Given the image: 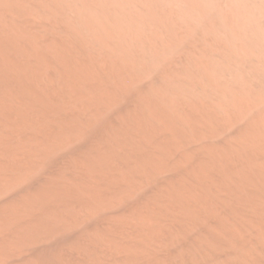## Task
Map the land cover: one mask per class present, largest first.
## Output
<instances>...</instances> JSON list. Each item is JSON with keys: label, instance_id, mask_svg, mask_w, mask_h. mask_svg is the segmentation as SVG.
Listing matches in <instances>:
<instances>
[{"label": "rangeland", "instance_id": "374dc122", "mask_svg": "<svg viewBox=\"0 0 264 264\" xmlns=\"http://www.w3.org/2000/svg\"><path fill=\"white\" fill-rule=\"evenodd\" d=\"M211 1L0 0V264H264V56Z\"/></svg>", "mask_w": 264, "mask_h": 264}, {"label": "bare ground", "instance_id": "6f19581e", "mask_svg": "<svg viewBox=\"0 0 264 264\" xmlns=\"http://www.w3.org/2000/svg\"><path fill=\"white\" fill-rule=\"evenodd\" d=\"M100 1H104V2H107L108 1V3L109 2H111V1H113V0H100ZM147 1V0H146ZM174 1H182V2H184L185 4H186V10H184L183 11V14L185 15V17L187 16L188 17V19H192V17L193 16H196V14H199L202 10H205V11H207V9L209 10V9H211V3H212V1L211 0H148V2H149V4H150V9H148V11H150L151 13H153V14H155L156 16H158V15H160L164 10H166V8L167 7H170L171 5H172V3L174 2ZM259 1H261V4H264V0H259ZM98 2V1H97ZM103 2V3H104ZM125 2H127V1H125ZM124 2V3H125ZM180 3V2H179ZM217 3V2H216ZM229 3H230V6L232 7V9L234 10L233 12H234V14H233V18H231V19H229L228 18V16L226 15V14H224L223 13V10L221 11V10H219L218 12L216 11L215 12V18H216V22H218V24H220V27H222L223 26V28H225L226 30H227V38L230 40V41H232L233 40V42H235V39L237 38V37H239L240 39H241V41L243 42V44L244 45H249V46H253V47H256V48H258V49H260V50H258L259 52H261V55H263L264 56V21L263 22H261L262 20V17H264V15H260L261 16V21L259 20V17H258V13L260 12L261 13V6L259 7V6H257V7H254V6H250L249 5V1L248 0H229ZM127 4V3H126ZM228 4V3H227ZM258 4V3H257ZM256 4V5H257ZM119 5V4H118ZM255 5V6H256ZM259 5V4H258ZM113 6V5H112ZM142 6V5H141ZM173 6V5H172ZM98 7V6H97ZM124 7V6H123ZM178 8H180V7H178ZM218 8V7H217ZM145 9V8H144ZM168 9V8H167ZM173 9V8H172ZM176 9V8H175ZM227 9V8H226ZM231 9V10H232ZM121 10V9H120ZM119 10V11H120ZM127 10V9H126ZM143 10V9H142ZM147 10V9H146ZM182 10V9H181ZM148 11H146V13L148 12ZM172 11V10H171ZM227 11H229V10H227ZM93 12V11H92ZM121 12V11H120ZM168 12V11H167ZM177 12V11H176ZM180 12V11H179ZM232 12V13H233ZM94 13V12H93ZM128 13V12H127ZM169 13H171V12H169ZM181 13V12H180ZM230 13H231V11H230ZM124 14H125V12H124ZM124 14H121L120 15V13H119V21L120 22H122V20H124V18H125V16H126V14H125V16H124ZM134 14V13H133ZM136 14V13H135ZM228 14H229V12H228ZM262 14V13H261ZM264 14V13H263ZM88 15V14H87ZM86 15V16H87ZM112 15V14H111ZM129 15H130V13H129ZM149 15H152V14H149ZM165 15L167 16V14H166V12H165ZM132 16V15H131ZM136 16V15H135ZM148 16V15H147ZM165 16V17H166ZM170 15L168 14V17H169ZM190 16H191V18H190ZM210 16V15H209ZM144 17V16H143ZM150 17V16H149ZM162 17H164V15L162 16L161 15V19H162ZM207 17V16H206ZM211 17V16H210ZM213 17V16H212ZM114 18V17H113ZM145 18V17H144ZM148 18V17H147ZM152 18V17H151ZM181 18V17H180ZM214 18V19H215ZM127 19V18H126ZM155 19H157V17L155 18ZM168 20H169V18H167ZM166 19V20H167ZM181 19H183V18H181ZM187 19V18H186ZM186 19H185V21H186ZM195 19V18H194ZM197 19V18H196ZM196 19H195V21H196ZM100 19L98 18V16H96L95 15V13L94 14H89L88 16H87V18L85 19V21H86V23H88V24H90V25H92V24H96V23H98V21H99ZM131 20V19H130ZM167 20V21H168ZM199 20V19H198ZM211 20V19H210ZM128 21V20H127ZM127 21H125V22H127ZM140 21V20H139ZM142 21V20H141ZM160 21V20H159ZM158 21V22H159ZM165 21V20H164ZM116 22H117V20H116ZM128 22H130V21H128ZM163 22V21H162ZM166 22V21H165ZM190 22H192V20L190 21ZM194 22V21H193ZM192 22V23H193ZM204 22V21H203ZM215 22V21H214ZM133 23H134V21L132 22V25H133ZM167 23V22H166ZM195 23H197V22H195ZM212 23V22H211ZM135 25H136V23H134ZM170 24V23H169ZM168 24V25H169ZM198 24V23H197ZM205 24V23H204ZM213 25H215V23H212ZM163 25V24H162ZM207 25H208V23H207ZM86 26V25H85ZM174 26V25H173ZM130 27H132V26H130ZM117 28V27H116ZM127 28V27H126ZM166 28H168V27H166ZM215 28V27H214ZM169 29H171L170 28V26H169ZM202 29H203V27H202ZM91 30V29H90ZM89 30V31H90ZM117 30V29H116ZM137 30V29H136ZM172 30V29H171ZM204 30H205V28H204ZM208 30L210 31V32H214L215 30H211V29H207V31L206 32H208ZM224 30V29H223ZM92 31V30H91ZM102 31V30H101ZM218 31H219V29H218ZM96 32V31H95ZM172 32V31H171ZM170 32V33H171ZM92 34V33H91ZM95 34V33H94ZM93 34V35H94ZM100 34V33H99ZM142 34V33H141ZM213 34H215V32L213 33ZM92 35V36H93ZM114 35V34H113ZM112 35V36H113ZM219 35V34H218ZM99 36V35H98ZM210 37V36H209ZM218 37V36H217ZM104 38V37H103ZM219 38V37H218ZM97 39V38H96ZM124 39V38H123ZM220 40H221V38H220ZM223 40V39H222ZM228 41V40H227ZM237 41H238V39H237ZM122 43V42H121ZM225 43V42H224ZM233 44V43H232ZM231 45V43L229 42V44H228V46H230ZM166 46L167 45H165V49H166ZM234 46V45H233ZM232 45H231V51H233V52H236V48L235 47H237V42H236V46L235 47H233ZM239 46V45H238ZM243 46V45H242ZM168 47V46H167ZM228 48H230V47H228ZM228 48H227V50H228ZM238 48L239 47H237V50H238ZM164 49V48H163ZM169 49V48H168ZM162 50V49H161ZM245 50V49H244ZM229 51V50H228ZM227 51V52H228ZM241 51V50H240ZM123 52V51H122ZM238 52V51H237ZM124 53V52H123ZM159 53V52H158ZM232 53V52H231ZM152 55H153V53H151ZM154 54H156L155 52H154ZM129 55V54H128ZM228 55V54H227ZM127 56V55H126ZM131 57V56H130ZM224 57V56H223ZM237 57V56H236ZM233 58V57H232ZM231 58V59H232ZM226 59V58H225ZM237 59H238V57H237ZM127 60V59H126ZM227 60V59H226ZM229 60V59H228ZM239 60V59H238ZM233 61V60H232ZM215 63V62H214ZM233 63H234V61H233ZM237 63V62H236ZM242 64V63H241ZM255 64V63H254ZM208 65V64H207ZM213 65V64H212ZM237 65V64H236ZM257 65V64H256ZM224 66V65H223ZM255 66V65H254ZM210 67V66H209ZM215 67H216V65H215ZM257 67V66H256ZM201 68V67H200ZM213 68V67H212ZM218 68V67H217ZM217 68H215V70L217 69ZM253 68V67H252ZM259 68V67H258ZM208 69V68H207ZM214 69V68H213ZM212 69V70H213ZM257 69V68H256ZM211 70V71H212ZM214 70V71H215ZM236 70V69H235ZM244 70V69H243ZM258 70V69H257ZM207 71V70H206ZM206 71H205V73H206ZM213 72V71H212ZM216 72V71H215ZM214 72V73H215ZM221 72V71H220ZM219 72V73H220ZM237 72V71H236ZM258 72V71H257ZM217 73V72H216ZM222 73V72H221ZM220 73V74H221ZM254 73V72H253ZM207 75H208V73H206ZM214 75V74H213ZM217 75V74H216ZM209 76V75H208ZM215 76V75H214ZM210 77V76H209ZM213 77V76H212ZM220 77V76H219ZM237 78H238V74H237V76H236ZM241 79V78H240ZM242 80V79H241ZM212 81V80H211ZM216 81V80H215ZM223 84V83H222ZM224 84H225V82H224ZM169 86V85H168ZM175 86V85H174ZM227 87H228V85H227ZM162 88V87H161ZM223 88V87H222ZM180 90V89H179ZM158 92V91H157ZM227 92V91H226ZM237 94V93H236ZM232 96V95H231ZM233 99V98H232ZM228 101V100H227ZM233 102V101H232ZM230 103V102H229ZM167 105V104H166ZM165 105V106H166ZM170 106V105H169ZM172 109V108H171ZM171 111V110H170ZM173 111V110H172ZM262 112V111H261ZM260 114V113H259ZM264 121V120H263ZM260 122V121H259ZM252 125V124H251ZM255 125V124H254ZM257 126V125H256ZM261 127V126H260ZM259 127V128H260ZM255 128V127H254ZM249 129V128H248ZM261 130V129H260ZM253 131V130H252ZM251 131V132H252ZM258 131V130H257ZM257 133V132H256ZM258 134H259V132H258ZM257 135V134H256ZM248 136H249V133H248ZM250 137H252V136H250ZM258 137V136H257ZM253 138V137H252ZM256 139V138H255ZM39 192H41V191H39ZM46 192H48V191H46ZM51 192V191H50ZM45 193V192H44ZM34 194V193H33ZM41 194V193H40ZM47 194V193H46ZM52 194H53V192H52ZM55 194V193H54ZM53 194V195H54ZM30 195V194H29ZM43 196V195H42ZM46 196V195H45ZM31 198V197H30ZM38 198V197H37ZM27 199V198H26ZM26 199H25V201H26ZM34 199V198H33ZM36 199V198H35ZM34 201V200H33ZM40 202V201H39ZM38 202V203H39ZM35 203H36V205H37V202L35 201ZM27 204V203H26ZM25 204V205H26ZM29 205H30V203H29ZM42 205V204H41ZM27 206H28V204H27ZM35 206V205H34ZM33 207V206H32ZM57 216V215H56ZM45 218V217H44ZM9 219V218H8ZM48 219V218H47ZM52 219V218H51ZM57 219V218H56ZM5 220V219H4ZM12 222V221H11ZM38 222V221H37ZM49 222V221H48ZM54 222V221H53ZM31 223H29V225H30ZM36 224V223H35ZM40 224V223H39ZM38 224V225H39ZM55 224V223H54ZM33 225H34V223H33ZM44 226L43 227H45V224H43ZM41 226V225H40ZM22 227V226H21ZM23 227H26V226H23ZM27 227H28V224H27ZM35 227V226H34ZM38 228H39V226H38ZM52 228V227H51ZM30 229V228H29ZM32 230H34L33 228H31ZM37 229V228H36ZM42 229V228H41ZM48 229H49V227H48ZM45 230V229H44ZM43 230V231H44ZM20 231H21V229H20ZM24 231V230H23ZM51 231V230H50ZM25 232V231H24ZM23 232V233H24ZM29 232H31V231H29ZM40 232H42V231H40ZM26 233H27V231H26ZM31 233H33V231L31 232ZM36 232H35V230H34V234H35ZM43 233V232H42ZM41 233V234H42ZM45 233V232H44ZM43 233V234H44ZM29 234V233H28ZM40 234V236H42ZM24 235V234H23ZM31 235H33V234H31ZM26 236H28V237H30L29 235H26ZM25 236V237H26ZM45 236V235H44ZM21 237V236H20ZM24 236H23V238H25ZM27 240V239H26ZM25 240V241H26ZM32 241V240H31ZM24 242V241H23ZM26 244V243H25ZM24 244V245H25ZM10 254L11 253H9V250H8V246L5 244V243H3V242H0V263L1 262H3L2 260L4 259V258H6V256H9L10 257ZM40 255V254H39ZM39 257V256H38ZM8 258V257H7ZM34 259V258H33ZM49 260H51V259H49ZM50 263H51V261H50ZM16 264H48V263H45V262H43L42 260H25V261H23V262H17Z\"/></svg>", "mask_w": 264, "mask_h": 264}]
</instances>
